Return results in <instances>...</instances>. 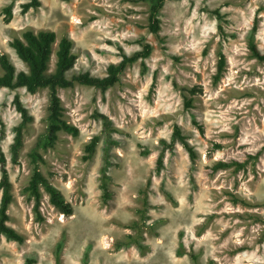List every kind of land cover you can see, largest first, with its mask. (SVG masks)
I'll return each mask as SVG.
<instances>
[{
  "label": "rangeland",
  "instance_id": "obj_1",
  "mask_svg": "<svg viewBox=\"0 0 264 264\" xmlns=\"http://www.w3.org/2000/svg\"><path fill=\"white\" fill-rule=\"evenodd\" d=\"M28 1L0 0V55L8 54L19 70L28 67L11 41L27 29H51L58 38L74 40L77 62L70 74L105 76L122 52L141 49V39L154 50L105 92L80 84L59 89L67 119L80 134L61 132L56 146L43 151L47 163L40 169L73 205L70 216L44 191V220L37 221L35 200L24 193L34 167L29 152L47 128L49 88L0 89V131L6 133L0 145L14 193L8 224L27 238L19 244L0 235V264H24L28 255L37 257L36 264H57L59 245L60 264H264V61L249 48L257 21L255 42L264 51V0H167L159 37L148 29L146 2L41 0L39 8L23 14ZM11 3L13 19L6 23L3 8ZM221 52L226 71L214 83ZM16 95L33 115L18 164L11 152L14 127L22 120ZM101 114L110 117L112 130L103 132ZM176 124L199 157L192 165L177 143L157 171L161 140L171 141ZM96 134L97 151L83 160L85 144ZM259 150L245 169H211L219 160L244 161ZM104 166L109 199L101 187ZM231 193L244 202H234ZM146 194L150 206L142 235L150 249L116 248L126 234L137 235L126 225L140 219Z\"/></svg>",
  "mask_w": 264,
  "mask_h": 264
},
{
  "label": "trees",
  "instance_id": "obj_2",
  "mask_svg": "<svg viewBox=\"0 0 264 264\" xmlns=\"http://www.w3.org/2000/svg\"><path fill=\"white\" fill-rule=\"evenodd\" d=\"M137 2H146L150 6L148 29L155 36L159 37L162 30L161 13L167 0H134ZM41 6V0H30L22 4V13L25 14L30 9H37ZM215 14H220L219 10L212 11ZM3 18L6 23L11 22L13 19V4H8L3 8ZM258 22L256 21L249 41V48L251 55L257 58L259 61H264V51H262L255 42V36L257 32ZM141 49L135 51L132 54L122 52L121 60L118 63H111L107 67L105 76H95L91 72H79L70 74V71L74 68L77 62V54L74 52V40L69 36H63L58 38L57 33L51 29H42L35 31L33 29H27L23 31L21 36L14 37L11 41V46L15 50L19 58L27 65V70H19L14 64L10 56L6 53L0 55V65L3 69V73H0V89L8 88L15 90L18 88H26L30 93H36L40 89L49 88L50 101L48 107L47 116V128L36 139L32 146L29 157L31 163L34 165L32 174L28 181L27 186L24 188L30 198L35 200L34 212L37 221L44 220L41 212L42 199L44 191L50 196V202L59 210L61 214L70 216L74 213L73 205L66 199L63 192L55 186L47 175L40 169V164H46L47 161L43 155V151H48L56 146L60 138L61 132H67L73 136L80 134V129L77 125L71 123L67 119L66 108L63 105L62 98L59 94L61 88H72L77 84L91 86L97 89H101L103 92L114 87L121 81L122 74L126 71L127 67L138 62H145L154 50L152 43L139 40ZM56 58L55 66L52 69V59ZM227 66V59L223 52L220 53V58L217 65V71L213 76V82L218 83L224 76ZM195 88L190 89L192 92H196ZM193 99L190 98L186 101V106L191 107ZM14 104L17 111L21 114V122L14 127V141L11 145L12 161L13 163H19V154L24 146L25 130L33 120V115L30 114L28 108L23 104L19 95L14 98ZM103 119L104 129L103 132L112 130V120L109 116L101 114L99 115ZM5 130L2 127L0 131V141L5 137ZM100 142V135H94L90 141L85 144L83 160H90ZM177 143H180L188 151L192 161V165L196 163L199 155L197 149L191 144L187 136L183 133L180 125L176 124L173 129L171 141L165 139L161 140L162 150L157 158V171H160L164 167L165 153L166 151H174ZM262 151H258L255 155H250L248 159L244 161L232 160L224 161L219 160L211 167L213 172L219 170L232 168L234 171L245 169L249 163L250 158H259ZM102 184L101 187L104 190V198L109 199L111 197L109 182L110 176L106 172L105 166L102 168ZM0 235H5L10 241H15L19 244H23L26 241V235L19 232L16 228L9 225L11 217L9 214V208L14 201L13 183L10 178V173L7 168V157L0 145ZM233 201L244 202L243 199L235 195L230 194ZM144 207L139 209L140 219L134 220L132 223L126 225L127 227L137 230V235L131 233L126 234L122 239L116 241V248H127L130 246H137L142 253H146L150 246L144 242L145 237L142 235L144 230L145 220L148 217L147 210L149 200L147 194L143 197ZM61 246L58 247L57 264H60L61 258L59 251ZM182 253V252H180ZM195 263H198V257L195 253L190 254ZM37 257L34 255H28L24 264H36ZM210 264H216L214 261H210Z\"/></svg>",
  "mask_w": 264,
  "mask_h": 264
},
{
  "label": "bare ground",
  "instance_id": "obj_3",
  "mask_svg": "<svg viewBox=\"0 0 264 264\" xmlns=\"http://www.w3.org/2000/svg\"><path fill=\"white\" fill-rule=\"evenodd\" d=\"M63 215V214H62Z\"/></svg>",
  "mask_w": 264,
  "mask_h": 264
}]
</instances>
